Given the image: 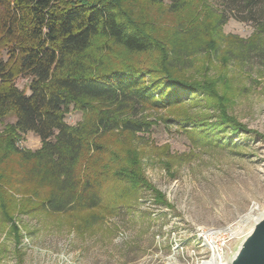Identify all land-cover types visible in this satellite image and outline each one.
<instances>
[{
    "label": "trees",
    "instance_id": "trees-1",
    "mask_svg": "<svg viewBox=\"0 0 264 264\" xmlns=\"http://www.w3.org/2000/svg\"><path fill=\"white\" fill-rule=\"evenodd\" d=\"M227 14L256 23L240 54L264 58V0H0V125L15 119L0 133V230L18 237V202L68 216L78 231L143 191L168 206L133 145L157 120L137 113L165 111V124L195 145L232 147L228 135L245 126L228 112V91L187 74L223 40L242 43L224 38ZM71 111L77 125L66 121ZM27 133L40 138L38 151L19 147Z\"/></svg>",
    "mask_w": 264,
    "mask_h": 264
},
{
    "label": "rangeland",
    "instance_id": "rangeland-1",
    "mask_svg": "<svg viewBox=\"0 0 264 264\" xmlns=\"http://www.w3.org/2000/svg\"><path fill=\"white\" fill-rule=\"evenodd\" d=\"M222 29L224 38L242 43L223 40L222 51L211 62L203 54L187 74L214 79L222 96L228 91V112L245 126V131L228 135L232 147L195 145L176 124H165V111L137 113L138 119L157 120L133 145L141 153L146 177L168 206L143 191L114 216L101 213L97 224L78 231L68 216L34 213L18 202L14 224L19 234L15 238L10 226L0 230V264H203L212 257L205 238L232 227L238 233L227 245V264L239 238L254 224L245 216L264 213V58L240 54V45L257 32L256 23L227 14ZM27 83L25 78L17 81L22 90ZM201 112L202 107L192 110ZM81 118L71 111L66 121L77 125ZM14 120L6 119L0 133ZM19 147L38 151L41 140L27 133ZM16 198L40 203L32 195Z\"/></svg>",
    "mask_w": 264,
    "mask_h": 264
},
{
    "label": "water",
    "instance_id": "water-1",
    "mask_svg": "<svg viewBox=\"0 0 264 264\" xmlns=\"http://www.w3.org/2000/svg\"><path fill=\"white\" fill-rule=\"evenodd\" d=\"M253 224L251 233L240 239L235 252L228 258L230 264H264V215Z\"/></svg>",
    "mask_w": 264,
    "mask_h": 264
},
{
    "label": "built area",
    "instance_id": "built-area-1",
    "mask_svg": "<svg viewBox=\"0 0 264 264\" xmlns=\"http://www.w3.org/2000/svg\"><path fill=\"white\" fill-rule=\"evenodd\" d=\"M236 236L237 232L231 227L218 230L209 235L208 238H205L207 246L211 248V259H214L218 264L225 263V252L228 248L227 245L232 239L236 238Z\"/></svg>",
    "mask_w": 264,
    "mask_h": 264
},
{
    "label": "bare ground",
    "instance_id": "bare-ground-1",
    "mask_svg": "<svg viewBox=\"0 0 264 264\" xmlns=\"http://www.w3.org/2000/svg\"><path fill=\"white\" fill-rule=\"evenodd\" d=\"M263 215H264V213L261 214V215H259V217H253V216H251V215H246L245 217H246V218H252V219L254 220V224H256V223L260 222V220L263 218V217H262ZM243 220H245V219H243ZM251 229H252V227L249 229L248 233H246L243 237H240L239 239H243V238H245L246 235H248L249 233H251V232H250ZM237 233H238V232H237ZM220 263H221V262H220ZM203 264H218V263H216L214 259H210L209 261L204 262ZM223 264H226V263H223ZM227 264H230V262H227Z\"/></svg>",
    "mask_w": 264,
    "mask_h": 264
}]
</instances>
